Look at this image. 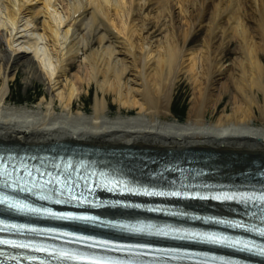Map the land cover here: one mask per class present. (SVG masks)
I'll list each match as a JSON object with an SVG mask.
<instances>
[{
	"label": "bare ground",
	"instance_id": "obj_1",
	"mask_svg": "<svg viewBox=\"0 0 264 264\" xmlns=\"http://www.w3.org/2000/svg\"><path fill=\"white\" fill-rule=\"evenodd\" d=\"M18 72L26 86L46 85L32 106L11 100ZM0 76V160L48 151L46 165L61 152L75 173L102 163L161 183L175 174L157 169L181 161L210 180L260 181L264 0H0ZM183 80L192 85L185 119L173 106ZM94 83L89 110L83 89ZM80 200L64 204L80 210ZM212 204L189 206L234 211ZM138 209L107 211L145 223Z\"/></svg>",
	"mask_w": 264,
	"mask_h": 264
},
{
	"label": "rangeland",
	"instance_id": "obj_2",
	"mask_svg": "<svg viewBox=\"0 0 264 264\" xmlns=\"http://www.w3.org/2000/svg\"><path fill=\"white\" fill-rule=\"evenodd\" d=\"M203 35V32H201ZM24 74L18 72V76L15 80L11 81L10 96L13 103L17 105H29L32 106L36 104L41 98L42 95L46 92V85L43 82L35 81L33 85L26 86L23 79ZM2 82V77L0 76V84ZM97 92V85L94 83L91 87H86L83 89L84 98H86V107L91 109L94 103ZM192 85L188 80H183L179 83V90L176 94L175 101L173 106L176 110H179L183 119L189 110V99L191 97ZM112 97L110 96V99ZM83 101V100H82ZM85 103V102H84ZM113 110H116V103H113Z\"/></svg>",
	"mask_w": 264,
	"mask_h": 264
},
{
	"label": "snow or ice",
	"instance_id": "obj_3",
	"mask_svg": "<svg viewBox=\"0 0 264 264\" xmlns=\"http://www.w3.org/2000/svg\"><path fill=\"white\" fill-rule=\"evenodd\" d=\"M13 187H16V185L14 184ZM174 194L177 195V196H179V195H185V196H193V195H195V196H200L201 195L200 192H184V193L176 192ZM216 198L218 200H223V199H226V198L235 199L236 197H230V196H228V194H223V195L217 194L216 195ZM262 199H264V197H262ZM69 202H71V201H69ZM17 207H23L25 209H32L33 208L32 205L27 204L26 202L23 203V204H21V202H17ZM35 210L36 211L43 212L45 214L64 215V216H68L70 218H79V219H88L89 218L86 215H81V214L71 213V212H68V213H55L54 210L51 209V208L35 209ZM93 219H95V218H93ZM243 226L244 225H241V227H243ZM200 238L206 239V240H209V241H212V242H218V243H225L229 239L227 236H223V235L217 234V233H205ZM6 243H13V241H6Z\"/></svg>",
	"mask_w": 264,
	"mask_h": 264
}]
</instances>
